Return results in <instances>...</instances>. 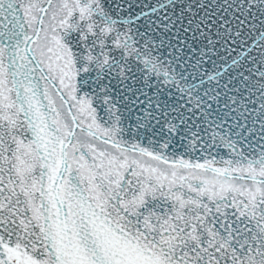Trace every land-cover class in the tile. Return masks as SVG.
I'll return each instance as SVG.
<instances>
[{"label":"snow or ice","instance_id":"1","mask_svg":"<svg viewBox=\"0 0 264 264\" xmlns=\"http://www.w3.org/2000/svg\"><path fill=\"white\" fill-rule=\"evenodd\" d=\"M0 264H264V0H0Z\"/></svg>","mask_w":264,"mask_h":264}]
</instances>
